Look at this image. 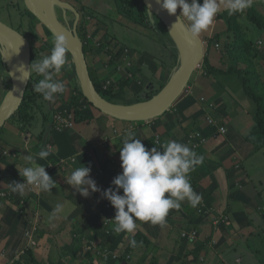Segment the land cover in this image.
<instances>
[{"label": "crops", "instance_id": "crops-1", "mask_svg": "<svg viewBox=\"0 0 264 264\" xmlns=\"http://www.w3.org/2000/svg\"><path fill=\"white\" fill-rule=\"evenodd\" d=\"M199 2L202 3L203 0H199ZM255 12L264 18V2L258 3L255 6ZM247 13L248 11L240 13L239 23L251 30L252 26L247 22ZM227 14V10L221 4V11L217 14L221 15L220 19L214 21L209 29L203 32L199 38L202 41H207L214 34H222L226 27L225 17ZM256 37L258 38L254 43L258 49H264V31H257ZM114 41L120 44L115 37ZM160 42L162 45L158 53L146 55L137 52L135 57L132 58L148 74L151 73L153 75L154 83L148 80V86H145L149 90H156L160 84L167 83L176 71L170 75L169 73L166 74V72L174 66H178V57L176 59L174 56L175 47L163 39V37H161ZM101 59L102 63L105 62V58L101 57ZM213 59L217 60V57L213 56ZM100 68L99 65L95 67L97 73L101 72ZM156 68L159 70L157 78H155ZM102 69L104 68L102 67ZM4 76L6 77L5 66H1L0 64V105L11 88L10 85H7V80L6 84L2 85L4 84ZM192 77H194V74ZM228 78L229 76H218L215 78L214 84L212 81L209 83L201 82L200 88L196 87L197 80L194 79L189 85L191 93H184L174 106L171 107L170 111L167 112V115L165 114L166 116L163 115L149 122H143L140 126L130 122L116 123L112 118L100 113L95 108L88 110L89 108L87 107L86 114L91 118L78 123L74 130L70 132L57 134L52 130L50 131L43 125L40 119L35 122L34 125L36 126L33 131H31V127L28 132L22 134L7 132L11 139H13L12 135L17 136L16 143L14 142L12 145L4 148L0 146V193L8 194L4 199L0 198V264H16L21 262L20 253L31 249L28 246V238L25 234L30 229L29 221L31 219V226L33 225L36 212H38L37 216L40 218V225L37 224V228L33 231V239L37 241V247L31 249V254L35 261L34 264H59V260H63L64 264H109L111 260L106 255L105 257H100L99 255L96 256V253L84 252L81 248L84 245L81 244H79L80 247L77 245L79 248L77 249L74 246L75 242L73 240V229L79 231L80 227L86 224L85 220L88 210L93 209L101 213L103 212V214L109 213V211L103 210L104 202L107 200L103 198L100 191L90 193L87 198L82 197L75 189L67 185L68 176L81 163L85 166H90V175H96L97 181L103 185H110L112 184V180L122 171L119 150L127 130L133 129L135 131V138L141 139L143 144L145 141L150 142V137L155 136L156 138L157 135L163 134L162 140H159L160 143L154 141V146L150 148L149 145H144L145 147L147 146V149L153 147L160 149L161 143L163 144L170 140L185 143L192 149L188 141V135L194 133L197 129H192L189 134L185 131L192 123H199L198 129L202 130L208 139L206 143L198 146L197 149H193L198 155L204 157V162L191 172L192 186L196 193L198 192L203 195V198L205 197V204L213 207L216 212L212 214L209 212L198 216L197 213L194 214L193 209L192 213L189 203L184 201L179 210L169 212L165 226L138 223L136 231L144 234L146 239H148L146 241H150L151 244H158L163 240V243L168 245V250L162 252L157 260L154 261V264H192L189 260L194 257L190 251L188 252L192 247L181 246V243L177 239L179 231L182 229L186 231L190 229L198 230V248L196 247L198 250L201 248V244L207 243L213 236L210 228V217H215L217 214H227L230 218L228 220L230 224H222V227L219 226L220 228L218 227L215 230L214 233L219 236H215L214 238H220L219 241L221 243L218 242L220 246L212 254H208L209 256H214L213 259L208 257V262L211 259L212 264H236V259L227 260L226 258L232 253L239 256L238 264H246L248 262L259 264L261 258L264 259V241L261 239L262 229L259 225L261 221L257 222L258 214L249 211L252 209V205L250 204L258 202V198H253L254 193L257 191L260 193V190L259 187L258 189L255 187L254 189L247 188L246 190L241 187L243 184L250 185L252 177L250 178L248 170L244 165L245 161H239L238 156L241 154L237 151L239 150L238 146L235 149L236 144L233 142V137L238 133L243 137L244 142H242V145L244 144L245 146L248 143V135L251 137L252 142L258 133L250 123L246 122L247 120L243 116H240L238 109L241 110V106H238L234 100H231V96H234L237 90L230 84ZM142 82H144V79ZM149 85L151 86L149 87ZM231 90H234V93ZM135 91L136 89H134ZM200 98H203L205 103L200 102ZM231 104H236L238 106H236L237 109L233 110ZM194 107H199L204 112L202 118L198 117L196 120L185 119L178 122L177 116L181 112L184 113ZM228 108H230L229 114L230 112L232 113V118L227 113ZM207 117H211L218 124L224 126L226 134L212 138L215 127L206 125L205 119ZM237 119L244 122V125L242 124L236 130V133L233 132V137H231L227 123H231ZM246 129H248L247 135L245 134ZM164 133H166L165 136ZM24 134H27V136ZM41 136L47 139V142H44V144L48 143L53 148L52 150L50 149L51 151L48 150L50 155L46 160H37V163L45 166L46 172L57 184V187L53 188L51 193L41 192L40 195H38V190L31 187L26 189L23 196L11 192L7 184L24 182L18 173L25 165L23 156L40 151H37L36 144ZM22 137L25 140L28 138V143L22 144L23 148L21 149L18 147L21 144L17 140L19 139L20 141ZM165 137H168V140ZM0 140H8L7 135L5 137L0 136ZM253 144L256 145L255 143ZM253 155L252 153L251 156ZM71 156H76V164L70 168L68 175L64 176L65 173H61L62 176H58L60 171L57 169L59 167L55 166V164L59 160V157L69 159ZM51 164L54 167L48 168ZM106 169L107 173L104 172ZM262 173L264 174V169ZM236 175H240V177L234 180ZM254 177L257 178V181L260 180V176L255 175ZM29 192L31 194L28 196ZM18 197L25 204L28 203L26 205L27 210L18 211ZM260 197L262 198V195ZM57 204L63 206L58 213L55 211ZM30 206L33 209L29 211ZM223 207H225V213L222 212L221 208ZM262 217H264L263 213L260 214V219ZM246 231L248 233L251 232L250 237L245 234L247 233ZM111 234L112 240L108 241L104 247L109 253L123 252L127 242L134 236L133 233L116 234L114 231ZM96 236L98 237V235ZM224 236H226L225 240H222L221 238ZM230 241L231 243H229ZM243 250L248 251L243 253ZM173 251H175L174 254ZM88 254L90 256L87 258ZM206 255L207 249L203 257H206ZM243 257H249V259L245 261ZM193 261L194 264H202V261L199 263L195 258Z\"/></svg>", "mask_w": 264, "mask_h": 264}, {"label": "clouds", "instance_id": "clouds-1", "mask_svg": "<svg viewBox=\"0 0 264 264\" xmlns=\"http://www.w3.org/2000/svg\"><path fill=\"white\" fill-rule=\"evenodd\" d=\"M263 2L264 0H223V6L228 12L227 15L239 13L241 16L240 13L244 11H255V6ZM156 3L169 16L176 15L177 9L180 10L177 21L172 27L178 26L192 41H195L203 32L208 30L213 22L219 20L221 16L217 15L221 11L220 0H203L202 3L199 0H156ZM149 14H151V4L148 6ZM201 42L205 52L207 41L201 40ZM170 43L175 47L172 39ZM2 47L1 53L5 57L4 51H8V49L4 45ZM67 53L68 40L63 34L55 35L49 54L42 55L39 59L36 58L27 68L21 65L17 69L21 73L19 79L22 82H30L33 76L37 77L38 79L32 83V91L39 94L44 101L54 103L66 90L64 83L56 77L69 64ZM199 69L200 66L195 71ZM8 75L12 74L9 73ZM189 82L181 96L187 90L191 93ZM146 93L144 96H140L143 100L146 95L149 96V93ZM201 99L203 98L199 100ZM202 103H205L204 99ZM155 142L160 143L158 137L155 138ZM49 155L48 150L41 148L37 153L23 156L25 165L18 173L24 182L7 184L10 191L23 196L26 189L31 187L43 193H51L57 184L46 172L45 166L37 163V160H46ZM119 159L122 171L112 180V186L115 190L113 187H109L103 191V198L115 210V216L111 220L114 233L132 234L137 230L138 223H149L163 227L169 212L179 210L182 202L187 201L193 208L200 204L202 195L193 190L190 176L191 172L203 164L204 157L198 155L187 144L170 140L161 143L160 149L157 147L147 149L141 139L135 138V131L129 129L124 135L119 150ZM90 171V166L80 163V166L72 170L66 181L67 185L85 198L90 193L100 191L96 182L90 178ZM121 192L122 194H119ZM62 207L61 204H57L55 211L60 212ZM129 243L132 247L137 245L135 239H130Z\"/></svg>", "mask_w": 264, "mask_h": 264}, {"label": "trees", "instance_id": "trees-1", "mask_svg": "<svg viewBox=\"0 0 264 264\" xmlns=\"http://www.w3.org/2000/svg\"><path fill=\"white\" fill-rule=\"evenodd\" d=\"M121 1L125 3H130L131 8L133 9V11H130V13L127 14L128 7L127 6L121 7V11L123 12L122 14L125 15L127 19L137 22L139 24H143V23L146 25L148 24L149 22L148 18L151 15H148V11L143 5L141 0H121ZM75 12L79 16V21L77 23V35L82 41L85 58L88 59L90 56L95 59V57L99 55L100 58L103 57L106 59V61L103 62L105 68L102 69L101 72L97 73L95 67L88 68L90 78L97 92L104 99L114 104L130 105L137 102H141L143 100V98L141 97L139 99H132L133 94L137 93L136 91L134 92V89H136L135 83L137 82V80H139L140 83H142L141 85H145V83L142 82L143 79L144 80L147 79L146 81L150 80L151 83H154L153 75H151V73L147 74L140 64H138L137 62L135 63L134 60L128 58V53L131 54L130 50L121 44L119 45L116 42H113L114 38L107 40L105 35L104 37L99 39V41L94 42L93 41L94 37H87L85 33L86 31L84 29L87 22L84 19L86 14L89 15L90 17H92V15L91 13L85 12L83 8H81L78 11L75 8ZM25 13L29 17L34 18L27 10H25ZM136 19H141V22H139ZM225 20H226V27L224 32L219 35L214 34L207 39V47L205 48L204 58L200 64V69L195 71L194 77H192L189 84L191 83V81H194V79H196L197 80V81L195 80L196 87L200 88L201 82L209 83L218 76L236 77L237 82L239 81L240 83V87L242 89L244 96L249 98V100L253 103V111L250 112L252 113L253 120L255 122V127L253 128H255L258 135L261 136L262 138L261 143L258 144L259 147L257 149L258 150H260V148L264 149V78L261 75H259V73L256 72L255 70L254 71L251 70L253 69L252 60L257 58L261 51L257 49L256 44L253 43L252 41V38L250 37L249 39L248 37V34L251 33V30L248 29L247 27L244 28L243 26L240 25L239 13L234 15H227ZM247 20L250 26H252L251 28L256 29L258 32L264 31V18L258 15L254 10L248 11ZM97 31L98 28L95 27V29L91 31V33L94 35ZM31 44L32 45L34 44L33 41H31ZM47 51L48 49L44 50L43 52L44 54L39 53L40 54L39 58H41L42 55L49 54L50 51L48 53ZM35 53L36 52H33V50H31V63L36 59ZM67 55L71 60L70 61L71 69L62 70L63 72H65V78L67 79V81L64 80L63 77L64 75L62 72H61L62 76L59 75V77L61 76L62 82L65 85L66 90L64 94L60 95L54 103H49L47 101H44L39 94L32 91V83L38 79L37 77L33 76L32 80L28 83V86L25 91L24 99L19 109L14 113V115L10 118V120L6 122L5 126L2 129H0V136L5 137V135H7L8 132L6 130L7 126H11L15 128L17 130L15 133L17 134L28 132L31 129V127H32L31 131H33L36 126L34 125L35 122L38 119H40L39 117H37V115L39 112L42 111H43V116L42 119H40L41 122L47 129H49L50 131L52 130L57 134H63L64 132L66 133L68 131L69 132L73 131L75 126L78 125V123L82 122L83 120H87L91 118L86 114V111H87V106L92 108L93 106L89 104L83 97L78 81H77L78 84L77 83L74 84V82L72 85L70 84L71 83L70 76L72 75L76 79L77 77L75 74V69L72 63V59L68 53ZM174 56L177 59L178 55L176 49L174 52ZM213 56H216L217 60H214ZM1 66L4 65L1 64ZM111 67L114 68L110 69ZM165 84L164 83L160 84L157 90H152L149 93V96H153L157 94L165 86ZM130 86H132V88H130ZM147 90L149 91V88H147ZM82 102H84L85 105L83 107H79V105H81ZM203 113L204 112H202L199 107H194L191 110L186 111L184 113L181 112L177 116L178 122L180 120L183 121L185 119L196 120L198 117L202 118L204 116ZM165 114L167 115V112ZM112 120L116 121V123L124 122L115 119ZM134 124L140 126L142 123L138 122ZM218 125L222 126L220 124ZM198 126L199 123H195V124L192 123L188 126V128L185 129V131L188 134L192 131V129L193 130L197 129L196 131H199ZM165 134L166 133H164V136ZM162 135L163 134H161L160 136L157 135L159 140L160 139L162 140ZM16 136L12 135L11 137L16 139ZM165 139L168 140V137H165ZM149 141L150 142L145 141L144 145H149L150 148L154 146L155 136L150 137ZM44 142H47V139H44L42 136L40 137V139L37 140V144H36L37 151L41 150V148H46V150L51 149L49 147L50 144L47 143L48 144L47 145L44 144ZM13 143H14L13 139L3 140V141L0 140V146L3 148L10 146ZM103 146L105 145L103 144ZM18 147L22 149L23 145L21 144ZM104 172L107 173V169ZM97 183L99 184L100 182L97 181ZM30 194L31 192L28 193V196ZM253 198L255 199L258 197L254 195ZM259 199L261 200V197H259ZM250 205H252L251 207L252 209L249 212L254 214L256 213L258 215H260L261 213L264 214V204L261 201H258L257 203L253 202ZM104 206L105 205H103V207ZM196 207L193 208L190 206L192 213L194 210V214L196 213L195 212ZM221 209L223 213L226 212L224 211L225 207ZM224 215L228 216L227 214ZM227 224L229 225L230 221H228ZM261 229H262L261 233H263L264 226L263 227L261 226ZM102 230H103L102 226L99 227L98 234L96 235H99V233H101ZM244 233L242 234L244 235ZM133 234L134 236L132 239H135L137 241V245L135 247H132L128 241L125 250L123 252L117 251V253H110L107 256L111 260L109 264H114V263L154 264L151 263V261H149L150 244L148 241H146L145 235L142 233H138L137 231H135ZM261 239L262 241H264V237H262V234H261ZM207 243L201 244L202 245L201 249L196 250V252L194 253L196 257V261H198L199 263L201 261L199 259L205 256L206 254ZM263 250H264V245H263ZM102 253L103 252H100L98 255L102 257ZM89 256L90 254L87 255V258ZM96 256L94 255V257ZM262 260L264 259L261 258V261ZM34 262L35 261L31 254V249H28L26 255L21 257V262H18L16 264H34Z\"/></svg>", "mask_w": 264, "mask_h": 264}, {"label": "rangeland", "instance_id": "rangeland-1", "mask_svg": "<svg viewBox=\"0 0 264 264\" xmlns=\"http://www.w3.org/2000/svg\"><path fill=\"white\" fill-rule=\"evenodd\" d=\"M60 1V5H56V3L53 5V9L55 14L58 16L60 22H64L66 24V26H68L69 28H71L73 26V23L75 21V16L73 14V12L71 11V9L66 5H71L72 7L76 8V10H80L81 8L84 9L85 12L87 13H91L92 17H90L89 15L86 14L85 16V21L87 22L84 29H85V33L87 37H94L93 41L97 42L99 41V39H101L102 37H104L106 35V39H113L114 37L120 42L121 45H123L124 47L128 48L131 52V54L128 53V58H134L135 54L138 52L139 54H150V53H158L161 47V37H163V39H165L166 41H168L170 43L171 38L169 36V34L167 33V31L165 30V28L163 27V25L160 23L159 19L157 17L149 16V22L148 24H139L137 22H134L132 20H129L126 18L125 15H123L122 11H121V7H128L127 9V14L130 13V11H133V9L130 6V3H125L122 2L121 0H58ZM220 3L223 4V0H220ZM81 7V8H80ZM25 6L23 3V0H0V21L3 22L4 24H6L7 26H9L10 28H12L13 30L17 31L18 33H20L22 36H24L28 42L30 43L31 41H33V45H31V50H33V52H36V58L39 59L40 54L39 53H43L44 50H47V53L50 51L51 46H52V39L53 37L51 36V34L49 33V31L41 26V24L39 22H37V20H35L32 17H29L26 13H25ZM180 13V11L177 9V14ZM126 14V13H125ZM135 16V15H134ZM136 18V17H134ZM139 22H141V19H136ZM143 21V20H142ZM146 25V26H145ZM98 28V31L93 35L91 33V31H93L94 29ZM257 34V30L254 28H251V34L248 36L249 39L250 37L252 38L253 43L255 42V40L258 38L256 37ZM170 39V40H169ZM115 42V41H113ZM119 44V45H120ZM171 44V43H170ZM173 45V44H172ZM171 45V46H172ZM50 49H49V48ZM257 47V46H256ZM2 44H0V64H3L5 66V74L6 77L4 76V80L2 85L6 84V80H7V85L11 86V75H8L9 73H12V70L10 69V66L8 64V60L6 57H4V55L1 53L2 50ZM262 48V47H261ZM258 49V47H257ZM261 52L259 53L258 57L252 60V68L251 70H255L256 72L259 73V75H261L264 78V50L258 49ZM5 54L7 53V51H4ZM44 54V53H43ZM7 55V54H6ZM96 56V55H95ZM94 56V57H95ZM69 60V64L65 66V68L63 70H70L71 66H70V59L68 57ZM104 61H106V59H104ZM11 65L13 64V61H11ZM218 63V62H217ZM215 63V64H217ZM87 64H88V68L89 67H96V66H100V70H102V67L105 68V65L101 62V58L98 56L95 57V59L93 57H90L87 59ZM102 65V66H101ZM114 67H111L110 69H113ZM117 68V67H116ZM178 66L176 65V67L174 66L171 70H168L166 72V74L169 73V75L173 72H175L177 70ZM158 68H156L157 70ZM145 71V70H144ZM1 72H3L1 70ZM147 74L148 72L145 71ZM158 72L159 70H157L156 72V77H158ZM63 77L64 80L67 81V79L65 78V72H63ZM61 75V74H60ZM62 76V75H61ZM61 76H57L56 79H59L62 81ZM229 81L230 84L237 90V92L234 94V96H231L232 99L234 100L235 103L239 106H241V110L238 109V111H240V116H243L245 118V120H247V123H250L252 127H255V122L253 120V115L252 113H250L251 111H253V103L249 100V98L245 97L241 88H240V83L239 81L237 82L236 77L234 76H229ZM70 80H71V85L76 84L77 83V79L74 78L72 75L70 76ZM215 79L212 81L214 84ZM228 81V83H229ZM133 83V82H131ZM145 85H141L142 83H140L139 80H137L136 84V92L139 94H133V98L132 99H139L140 96H144V93L148 92L150 93L152 90H147V88L145 86H148V81L144 80ZM78 84V83H77ZM131 85V84H130ZM151 85H149L150 87ZM166 86V85H165ZM157 90V89H156ZM156 92V91H154ZM231 92L234 93V90H231ZM185 93H189V91L187 90ZM147 94V93H146ZM236 104H231V107L233 108V110L237 109V105ZM85 105L84 102L81 103V105H79V107H83ZM87 106V103H86ZM237 106V107H236ZM89 109L88 110H92V107L87 106ZM230 107V108H231ZM228 108V115L232 118V113L230 112L229 114V109ZM249 114V115H248ZM43 116V111L39 112L37 117H39L40 119H42ZM245 122V123H246ZM229 125V129H230V136L233 137V132L236 133V130L241 127V125H244V122L242 121H238L234 120L231 123H227ZM250 128V127H249ZM248 128V129H249ZM248 129L245 130V134L247 135ZM6 130L8 132H11L12 134H15V132L17 131L15 128L11 127V126H7ZM21 134V133H20ZM237 134V135H236ZM235 136L233 137V142L235 145V149L236 146H238L237 150L238 152H240L241 155L238 156L239 161L241 160L242 162L245 161L244 165L246 167V169L248 170V174L250 175L251 179V183L250 185H241V187L246 190L247 188H251L254 189L255 187L260 190V194L259 192H255L254 194L258 197V201H261L264 204V174L262 173V170L264 169V149L258 150L257 148L259 147L258 144L261 143V136L256 135V138L251 142V137L248 135V143L244 146V144L242 145L243 141V137H241L238 133H236ZM25 135V134H24ZM27 136V134L25 135ZM7 138L8 140L11 139L10 136L7 134ZM14 142L16 143V139H14ZM17 142L19 144H27L28 143V138H26V140L24 139V137H22V139L19 141V139L17 140ZM207 141H205L204 143H206ZM253 143H255L256 145H254ZM49 147L51 148V145H49ZM53 148V147H52ZM51 148V150H52ZM50 150V151H51ZM17 153H20L19 151H16ZM252 153L254 154L253 156ZM76 156H71L69 157V159H64V158H60L59 160L56 162L55 166L59 167L57 169H59L60 174L58 176H62L61 173H65L64 176L69 174V170L70 168H72L73 165L76 164ZM251 157V158H250ZM52 166L54 167V165H49L48 168H52ZM238 167V166H236ZM258 173V174H256ZM237 174V173H236ZM260 176V180L257 181V178H255L254 176ZM238 177H240V175H236L237 179ZM90 178L93 179L96 182V185L98 184L96 181V175H90ZM259 183H261L260 185H258ZM99 185H103L101 183H99ZM109 186H112V184H110ZM233 186V183H232ZM193 190L194 187L192 186ZM195 191V190H194ZM196 192V191H195ZM263 192V193H262ZM198 193V192H197ZM41 192L38 191V195H40ZM200 194V193H198ZM202 195V194H201ZM260 195H262L261 200L259 199ZM6 196H8V194H5V196H0L1 199H4ZM203 195H202V202H200L199 205H197L195 212L199 215H204L206 213H213L216 212V210L213 207L207 206L205 204V200H203ZM107 202V201H106ZM106 202H104V205L106 204ZM25 205V206H24ZM27 204H24L21 202V200L18 197V211H25L28 208H26ZM24 206V207H23ZM22 207V208H21ZM33 207L30 206V210H32ZM103 210H108L106 209V207L104 206ZM109 213L108 214H103V212L101 213L100 211H95L93 209L88 210L86 214V220H85V225L80 227L79 231L74 230L73 229V237H74V246H76L77 249L78 246L80 247L79 244L84 245L81 246L82 251H88L91 253H96L97 255L100 252L102 253V256L105 257V255H109V251L104 249V247L106 246L107 242L112 240V232H113V223L111 222V220L114 218L115 216V210L114 209H110L108 210ZM106 213V212H105ZM38 212H36V217H34V222L33 224H39L40 223V218L37 216ZM223 214V213H220ZM88 216V217H87ZM225 215H219L217 214V216L215 217H210V228L212 230L213 236L210 238L209 242L206 244V249H207V255L206 257H202L199 260L202 261V264H212L211 263V259H213L212 256H209L208 254H212L216 248H218V246H220V238H214L215 236H217V234H215V230L218 229L219 226H221L222 224H227L228 220H230V218L228 216L226 217H222ZM31 221L32 219L29 221V225H30V229L32 228L31 226ZM261 221V222H259ZM257 222H259L260 226H264V217H262L260 219V215L257 218ZM40 225V224H39ZM102 226V232L99 233L98 237L96 236V233L98 234V230L99 227ZM222 227V226H221ZM220 228V227H219ZM29 229V230H30ZM40 229V228H39ZM194 232L193 233V239L189 238V233ZM247 232V231H246ZM251 233V232H249ZM248 232L246 233L247 236L250 237V234ZM177 239L178 241L181 243L182 247H192V249L188 250V252L190 251L192 253V256L196 259L194 253L196 252V247H197V241L199 239V232L198 230H194V229H190L189 231H186L184 229L179 231V234H177ZM224 236L223 238H221L222 240H225ZM262 237H264V232L262 233ZM96 238H98L96 240ZM146 239V238H145ZM148 240V239H146ZM229 241V240H226ZM220 242V243H218ZM231 243V241L229 242ZM149 248H150V260L151 263H154V261L157 260L158 256L161 255L162 252H166L168 249V245L163 243V240L161 242L154 243L151 244L149 241ZM78 245V246H77ZM187 245V246H186ZM28 246L31 249H34L37 247V241H28ZM198 248V247H197ZM201 249V248H200ZM176 251V250H175ZM175 251H173V254L175 253ZM187 251V250H186ZM248 250H243V253H246ZM26 250L22 251L20 253V256H24L26 255ZM187 252V253H188ZM231 253V252H230ZM264 254V252H263ZM208 257L211 258L210 261L208 262ZM239 256H236L234 254H230L229 256H227V260L229 259H236V264H238L239 262ZM258 257V256H257ZM194 258L189 260L192 262V264H194ZM244 260H248L249 257H243ZM59 264H64L65 262L63 260H59ZM148 261V262H149ZM190 262V263H191ZM230 263V262H229ZM148 264V263H146ZM246 264H254V263H246ZM259 264H264V260H262Z\"/></svg>", "mask_w": 264, "mask_h": 264}, {"label": "water", "instance_id": "water-1", "mask_svg": "<svg viewBox=\"0 0 264 264\" xmlns=\"http://www.w3.org/2000/svg\"><path fill=\"white\" fill-rule=\"evenodd\" d=\"M148 11L151 4V14L159 19L172 39L178 54V68L171 79L156 95L130 105L114 104L104 99L96 90L88 70L87 59L83 52V44L77 35L76 25L79 19L75 9L66 4L73 14L75 21L69 28L54 12L53 5H60L58 0H23L26 10L54 37L63 34L68 40V54L72 59L75 74L81 93L85 100L100 113L124 122H148L163 116L181 96L193 72L199 68L204 58V45L199 37L192 41L178 27L173 26L179 16H169L162 11L156 0H141ZM0 44L12 51L16 58V67L12 70L11 88L0 105V129L19 109L29 82H22L21 73L17 69L31 64V47L28 40L17 31L0 21ZM11 69V68H10ZM22 78V77H21Z\"/></svg>", "mask_w": 264, "mask_h": 264}, {"label": "built area", "instance_id": "built-area-1", "mask_svg": "<svg viewBox=\"0 0 264 264\" xmlns=\"http://www.w3.org/2000/svg\"><path fill=\"white\" fill-rule=\"evenodd\" d=\"M200 101L203 102V99H201ZM205 121H206V125L207 126H209V127H215V131L212 134V138H217L218 136H223V135L226 134V128L224 126H219L218 123L214 119H212L211 117H207L205 119ZM206 140H207V137L205 136V134L203 133V131H197V132H195L194 134H191L188 137V141H189V143H190V145H191V147L193 149H196V148H198V146L204 144V142ZM190 183L192 185V178H191V176H190ZM97 186H98V188L100 189V191L102 193H103L104 190L108 189L109 187H113V190H115L114 189V186H106V185H99V184H97ZM0 196H2V197L5 196V193L0 194ZM21 202L24 203L23 200H21ZM201 202H202V200H201ZM105 207H106V209H114L110 205V203L108 201L106 202ZM222 217L224 218L226 216H222ZM36 225L37 224H33L32 225V228L30 230L26 231L25 236L28 238V241H30V242L31 241H34V239H33V231L37 228ZM193 233L194 232L189 233L190 234L189 235V238H192V239L194 238L193 237ZM106 256H108V255H106ZM113 258H114V256H113Z\"/></svg>", "mask_w": 264, "mask_h": 264}, {"label": "bare ground", "instance_id": "bare-ground-1", "mask_svg": "<svg viewBox=\"0 0 264 264\" xmlns=\"http://www.w3.org/2000/svg\"><path fill=\"white\" fill-rule=\"evenodd\" d=\"M6 54H7V55H6ZM6 54H5V57H6L7 60H8V64H9L11 70L15 69V67H16V58H15V55H14L13 52L10 51V50L7 51ZM10 59H11V61H13V64H12V65H11Z\"/></svg>", "mask_w": 264, "mask_h": 264}, {"label": "flooded vegetation", "instance_id": "flooded-vegetation-1", "mask_svg": "<svg viewBox=\"0 0 264 264\" xmlns=\"http://www.w3.org/2000/svg\"><path fill=\"white\" fill-rule=\"evenodd\" d=\"M31 44V43H30ZM31 46V45H30Z\"/></svg>", "mask_w": 264, "mask_h": 264}]
</instances>
